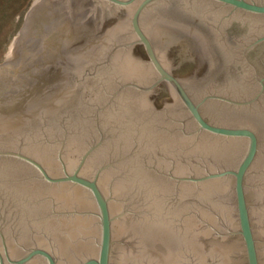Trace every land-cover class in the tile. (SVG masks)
I'll return each mask as SVG.
<instances>
[{
  "label": "water",
  "instance_id": "obj_1",
  "mask_svg": "<svg viewBox=\"0 0 264 264\" xmlns=\"http://www.w3.org/2000/svg\"><path fill=\"white\" fill-rule=\"evenodd\" d=\"M19 54L0 235L40 248L9 264H264V0H36Z\"/></svg>",
  "mask_w": 264,
  "mask_h": 264
},
{
  "label": "rangeland",
  "instance_id": "obj_2",
  "mask_svg": "<svg viewBox=\"0 0 264 264\" xmlns=\"http://www.w3.org/2000/svg\"><path fill=\"white\" fill-rule=\"evenodd\" d=\"M36 0H0V65L20 62L19 37Z\"/></svg>",
  "mask_w": 264,
  "mask_h": 264
},
{
  "label": "flooded vegetation",
  "instance_id": "obj_3",
  "mask_svg": "<svg viewBox=\"0 0 264 264\" xmlns=\"http://www.w3.org/2000/svg\"><path fill=\"white\" fill-rule=\"evenodd\" d=\"M192 29H193V27L192 28H190V33H191V31H192ZM193 31H194V29H193ZM196 31V30H195ZM229 34L230 33H234L235 35H238V34H240V28L238 27V26H233V27H231L229 30ZM260 56H262V54H260ZM259 60V59H258ZM170 72H171V74L172 75H174L173 73H172V71L170 70ZM175 76V75H174ZM163 86V85H165V87H168L166 84H164V83H161V84H159L157 87H155L154 88V90L152 91V92H150L149 94H148V96H149V100H150V103H151V105H152V107L154 108V110H156V111H159V112H162L163 110H165L167 107H168V105H167V103H165V102H163V108L162 107H160V99L164 96V94H165V91L162 89V90H160V86ZM169 88V87H168ZM169 93L172 95V92L170 91V89H169ZM17 124V123H16ZM22 125V124H21ZM16 151V150H15ZM57 158V157H56ZM3 161H6V160H3ZM10 161V160H9ZM12 161V160H11ZM58 161V160H57ZM62 161H63V164L61 163V162H58V164H56V169H57V171H56V174H58V176H61V177H63V169L64 168H66L67 170H70L67 166H66V164L64 163V160L62 159ZM78 165H77V163L76 164H74L72 167H74L72 170H70V171H68V173H70L71 171H73L76 167H77ZM116 166V165H115ZM114 166V167H115ZM149 168V167H148ZM97 169H98V167H97ZM96 169V170H97ZM150 170V169H149ZM155 170V172H156V174L158 175V176H160V178L161 177H164V179H168L172 184L174 183V184H176V181L174 180V178L173 177H175V178H178V176H182V175H175L174 173H172L170 170L169 171H162V170H158V169H156V168H154L153 169V171ZM151 172V171H150ZM83 175L85 174L84 173V169H83V173H82ZM155 174V175H156ZM96 175V171L94 172V174L92 175V176H89V177H94ZM156 175V176H157ZM86 176V175H85ZM88 177V176H87ZM60 178V177H59ZM97 184L100 186V183H99V181L97 182ZM66 188V187H65ZM69 188H71V187H69ZM101 188V187H100ZM74 189H76V190H78L79 192H81V195H82V197H83V194L82 193H87L85 190L84 191H81V190H79V189H77V188H74ZM101 190H102V188H101ZM102 192H103V190H102ZM118 209L114 212V213H116V216H119V215H122V213H123V211H122V208L118 211ZM127 218V217H126ZM122 219V218H121ZM214 226H210L209 227V231H210V235H208V237H210L212 240H213V238H215V236H214V228H213ZM221 233V232H220ZM213 234V235H212ZM221 234H224V233H221ZM210 238L208 239L207 238V240H205V241H208V240H210ZM121 240H122V238H121ZM122 242V241H121ZM10 242H8V240H6V237L2 234V235H0V253H1V255H2V257H3V260H4V262H5V264H9V262L7 261V258H6V254L8 255V257H9V259H11V260H18V259H20V258H22L23 256H25L28 252H30V250H32V249H35V248H40V247H32V246H29L28 247V243H29V241L27 242L26 240H24V241H20L19 240V243L17 242V241H15L14 242V244L16 245V246H14V245H10L9 244ZM156 247H157V249L160 251L161 249H162V245H161V243L159 242H157V245H156ZM43 249V248H42ZM45 250V249H44ZM47 251V250H46ZM50 253V252H49ZM51 254V253H50ZM55 258V257H54Z\"/></svg>",
  "mask_w": 264,
  "mask_h": 264
}]
</instances>
